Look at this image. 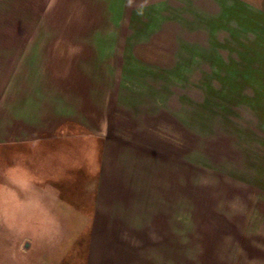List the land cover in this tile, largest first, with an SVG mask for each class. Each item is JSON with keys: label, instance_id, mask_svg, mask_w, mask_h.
I'll return each mask as SVG.
<instances>
[{"label": "rangeland", "instance_id": "rangeland-1", "mask_svg": "<svg viewBox=\"0 0 264 264\" xmlns=\"http://www.w3.org/2000/svg\"><path fill=\"white\" fill-rule=\"evenodd\" d=\"M125 5L117 43H102L114 55L102 72L116 71L111 107L166 148L140 212L152 218L126 220L135 235L114 230L89 259L88 226L68 227L44 189L67 167L98 170L92 140L51 155L0 145V264H264V0ZM11 16L0 11L5 51L14 48Z\"/></svg>", "mask_w": 264, "mask_h": 264}, {"label": "crops", "instance_id": "crops-1", "mask_svg": "<svg viewBox=\"0 0 264 264\" xmlns=\"http://www.w3.org/2000/svg\"><path fill=\"white\" fill-rule=\"evenodd\" d=\"M125 1L13 0L8 6L0 4V11L12 13L9 22L15 34L12 50L0 47V108L8 107L12 113L0 117V145L12 146L15 155L30 151L51 155L68 151L70 141L75 145L78 140H92L98 170L67 167L66 177L45 184L44 195L52 197L53 214L74 221L68 227L79 232L88 226V256L96 260L102 243L111 246L108 236L114 230H118L114 235H135L134 223L126 227V220L136 216L141 221L143 215L152 218L140 212L142 205L149 204V177H157L164 167L157 155L163 149L166 153V148L144 136L139 122L133 124L124 111L111 107L118 98L116 71L102 72V61L114 55L102 43H117ZM136 194L141 198L134 199ZM107 249H101L99 258Z\"/></svg>", "mask_w": 264, "mask_h": 264}, {"label": "water", "instance_id": "water-1", "mask_svg": "<svg viewBox=\"0 0 264 264\" xmlns=\"http://www.w3.org/2000/svg\"><path fill=\"white\" fill-rule=\"evenodd\" d=\"M25 247H28V244H26Z\"/></svg>", "mask_w": 264, "mask_h": 264}]
</instances>
